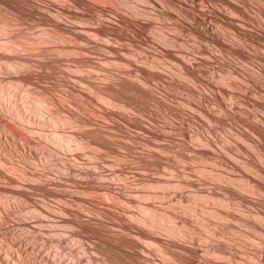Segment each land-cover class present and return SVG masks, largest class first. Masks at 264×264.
I'll use <instances>...</instances> for the list:
<instances>
[{
    "label": "bare ground",
    "instance_id": "1",
    "mask_svg": "<svg viewBox=\"0 0 264 264\" xmlns=\"http://www.w3.org/2000/svg\"><path fill=\"white\" fill-rule=\"evenodd\" d=\"M131 1H135L134 3L135 5L134 4L132 5V9L130 12L123 13V11L122 12L117 11L111 7V0H0V161L2 162V166L0 165V195L3 196L5 194L10 193L11 195L19 196L27 199H30L33 194L35 195L38 193L40 194L42 193L43 195L53 196L57 199L58 198L63 199L69 197L72 201L75 202L77 201L82 203L80 205L84 207V209H86L87 211L93 214L92 215L90 213L92 215L90 216L88 214H85L83 211L78 210L77 209L78 207L75 209L74 207H71L66 204H62V205L59 204L60 206L56 210L53 209V207L46 205L47 203L37 204L35 206L36 209L34 208V210H36L39 214L37 216V220L36 221L34 220V223L37 224L35 226V224L34 225L32 224V221L30 222L27 221L25 218H24L25 220H23L22 218L15 217L14 215L15 214L14 207L16 206L15 204H14L15 206L10 204L11 202L6 200L5 198L0 200V264H92L91 262H88L81 256H79L76 262L73 261L72 263H69V261L67 262L66 259L61 257L63 254L61 255L51 247V243L52 244L59 243V245L61 244L64 247H70L72 240V239L70 240V236L73 237L75 235L80 236V233L77 231V233L71 232L69 234V232L62 230L61 227L67 225H73V224L79 226L82 229V231L88 232L90 233V235L92 234L94 237L98 239L97 242H95L94 244L92 243L93 245H91L90 249H92V251H95L97 254L98 253L100 254L101 258L94 257V259L100 260V262L102 261L103 264H164L163 262L164 260L162 259L160 260L159 256H157L160 255V253L156 255L158 249L155 252V250L152 249L150 245L152 246L154 245V247H158L159 250H161V252L165 254V256H167L172 260H175L176 262H178V264H199L200 257H202L203 255V254L201 255V253L204 252V249L201 248L202 243L200 244L199 241L200 240L202 241L204 237L202 236L201 233H200L201 236L200 235L198 236L195 232L189 230V228H191L190 226H192L195 222L198 221H200V224L202 223L203 226L202 228L205 231L203 232V234L205 233L204 236L207 233L210 237L212 236L215 239L218 238L217 242L215 243L212 240L214 244L211 242L212 244L210 243L211 245H209V247L206 248L205 252L207 251V253L213 255L216 258H223V257L224 258L227 257L228 259H230V257L231 259L236 258V254H235L236 251L233 252L234 248L232 249L231 246L232 244L229 243L231 244L229 245L227 242L219 240L221 237L224 238L230 234L228 232L227 235L225 230L228 229V231H230L229 228L231 226H226L225 230H223L225 231L226 233L225 234L223 233L221 228L219 229V227H221L219 226L220 224L219 225L217 224L218 227H216L215 224H213L215 221L213 222V219L212 221H210L211 220L210 218L214 217L216 219L218 218L217 220H222V221L223 220L226 221V219L229 220L228 218L231 217L232 214L234 213V212L231 213L232 211L231 212L229 211L230 208L232 209L231 206L233 205L231 204L232 203L231 200L240 199L243 202L244 201L249 202L250 200L248 199L249 193L248 195H246L247 192H252V193L259 191L264 192V181H263L264 164L260 165L259 163L258 165L257 161H254L255 163L252 160L250 161L251 164L252 162L254 164L253 166H251L252 168L251 170L255 172L260 178L262 177L261 180L255 178V176L249 177L246 181L244 180L237 181V179H233V178L232 179L229 178L228 180H225L226 178L225 179L220 178V180H217L219 181L218 183H214L215 184L214 187H219L221 190H223L224 192L223 194H221L222 191L221 193H217L215 188L213 189L214 191L212 190V192L210 191V193L207 194L210 196H203L200 193V195L198 194L199 196L197 195L196 197H193V199H191L193 203L196 201L207 202L209 200V202L211 201L214 202L216 206H214L215 205L214 203L213 206L212 203L211 205L209 203H206L209 204L210 207L208 209L205 208V210L198 209L196 208V206H195L196 210L193 209V207L190 208L184 206L186 207L185 209L183 207L184 212H186V214L187 213L189 214V216H184L180 213L178 214L174 211H171L172 209L171 210L169 209L171 212H166V211L164 212V210H162L161 207L159 210V208L155 204L148 203V204L140 205L139 207L140 208L139 211H141L140 213L131 209V204L128 203L118 204V202H116L113 198L114 196L124 197L123 196L124 194H122V192H125L127 188H122V187L117 188L116 187L117 184L115 185L114 183L115 180L113 181V183L112 181H110V179H112L110 178L111 175L115 174L116 172L114 173L113 169L111 168L109 169L108 165L110 164L111 166V162L113 160L110 162L107 156L109 153L118 154L121 152H119L118 144L113 136V134L115 133L112 134L108 130L109 127L111 126L109 123L112 120L113 121L116 119L123 120L130 127L136 129V132L133 131L135 132V134L129 133L130 131L128 132L127 135L125 133V136L127 137L126 139L129 138L132 140V142L135 143V144L133 143L134 145L132 144L129 147L127 146V148L133 151V153L137 154L134 155H136L135 158H137L138 160L141 159L140 161L143 160L145 161V163L147 162L153 165H159L162 154L159 153H154L153 155L150 154L152 157H154V159L149 161L148 159L150 158L147 159V157L145 156V152L143 153L136 149L141 147V145L143 146L146 145L147 143L148 144L154 143V141L152 142V138L150 139L143 138L144 134H148V136L153 138L164 139L165 137L164 133L161 132L162 130L160 131L155 130L149 125H146L145 121H143V119L138 118V116L128 117L127 113L125 114L124 112L125 110H131L132 111L131 113L133 112L136 113V114L133 113L134 115L137 114L140 115L143 113L145 114L149 106L151 107L155 106L158 107V109L163 108L162 110H164V106H170L168 105L167 100L171 97L172 94L170 92L169 93L166 92L164 94V89H165L164 78H167L169 76H166L164 72H162V70L161 71L159 70L164 68L162 67L164 59L166 58V57L164 58V56L171 57L172 59L180 63L179 72H181V76L187 78H193L196 79L197 81L199 79L200 72L207 74L210 72L213 66L214 55L211 50L212 47L211 45L214 44L213 42H215L216 44L218 43V45L220 46L226 45L222 41L224 38L222 39L221 37L222 40L218 38L220 37V33L218 36L216 35L218 34L217 31L216 33H214L215 31L214 29H212L211 23H214L216 21V23L220 22L224 26L225 23L226 26L227 25L228 26L231 25L230 27L233 26L234 27L233 30L236 38H240V39L245 38V40L244 39L243 40L251 41V43L254 44V45L252 44L253 46H256L255 44L261 43V41H264V31L257 29L259 26L256 27L253 23L252 24L254 27H256V29L254 27H253L254 29H252L251 23L247 21L246 22L250 24H248L247 26L248 28L245 27L247 25V24L245 25L246 23L245 19L243 20L244 24L240 21L243 18V17L241 18V16L239 15L241 14L239 13L241 11H239L238 7L235 8V11L237 9L239 12L236 11L235 13V11H231L230 8L232 6L229 5L228 0H222V1H224L225 5L227 4L229 5V8H227L228 6L226 7L227 9L225 8V6H223L224 9H226L227 11L229 9L228 12L229 14H222L223 12L220 13V11H217L218 9L215 8L214 11L211 10L210 8L212 5L210 6V2L212 3L213 0H166L174 6V7L172 6L173 8H175L176 10L178 9L179 10L178 12H181V14H183V16H185V19L187 20V22H185L187 25H181L180 23H179L180 25L178 24L179 29L177 32H179L180 34L184 32H188L191 35H193L191 33L193 32L199 36V40L201 44L197 43L199 41L196 40V42H193L195 44L191 45L192 48V49L190 48L191 50L188 49L189 51L186 50L183 51L184 40L183 39H182L183 41L181 40V38L179 37L180 34L176 33L177 36L176 35L168 36L167 34H164L163 28L161 30L156 25V21H159V19L163 20L165 16L164 12L160 14H154L152 12L145 11L139 7L140 3L150 4L152 2H155V0H131ZM2 9H4L5 12L7 11L9 16L2 14ZM232 10H234L233 7ZM241 10H243V8ZM230 14L234 16L238 14L239 17L238 16L236 17L241 19H238L239 21L234 20L232 19V17H230L232 16ZM236 21L238 23L241 22L242 25L241 24L238 25ZM158 23H160V21ZM8 24H13V25L28 24L29 27L36 24L37 25L43 24L50 26L51 29H48L50 32L49 34H46V32L44 33L41 32L40 35L38 34L36 36V34L35 35L30 34V32L27 30L28 28L27 29L25 28V30L20 29L19 31L12 33L11 30L9 29L10 27L8 28ZM221 27L223 26H220V28L218 26L219 29H221ZM6 31L11 33L9 34V37H6V39H4L3 37L5 36L2 35L6 33ZM220 32L222 33L223 31L220 30ZM195 34L194 36H197ZM222 35L223 34H221V36ZM125 40L126 42L127 40L131 41L139 50L137 49L138 51L135 52L130 49L127 50L125 47L123 48L121 44L122 42L120 43V41L125 42ZM193 41L195 40L193 39ZM131 42L129 43L132 44ZM125 50L128 51L125 53L127 54L131 53L130 55H133V58L131 57L127 58L124 55L121 58L120 57L118 58L124 64L125 68H123V70L117 69L118 71H113L112 69H110L111 66L110 68L109 67L106 68L107 66L104 67V65H102V63L100 62L101 61L100 55H102L103 52L104 55L107 53L106 57H104L103 55L102 56L106 58L105 60L108 62V60L110 59L112 60V58L115 59V56L113 57L109 55L121 54L122 51ZM133 50L135 49L133 48ZM254 50L256 49L254 48ZM176 52H178V54L181 53L182 55L181 58L180 56L178 57L176 55L177 54ZM198 54L202 56L200 57ZM96 59L97 60L99 59L100 61L99 60L97 61ZM129 66L131 68L133 67L134 69L130 70V68H128L129 69L128 70L127 67ZM69 67H72L75 72L83 73L80 74L81 77L79 76V78L81 80L79 81L83 82L86 86L82 88L76 87V84L74 82L76 76L72 74V72L65 70V68H69ZM96 71H104V74L102 75L100 74V76H102L100 78L96 76L93 77L91 74L92 72H96ZM201 74H200V78H201ZM54 75H57L60 78L58 79L57 76L55 77ZM168 79L169 80L166 81L168 86L170 85L172 88L173 86L184 87L183 84L179 85V83L175 81L176 78L173 79V77H171ZM260 80L262 79L260 78ZM212 81L211 79H206L204 82L202 80L203 91H204L203 97L207 102L214 100L213 94L216 93V92L214 93L216 89H220V90L222 89V91H225L224 87H218ZM223 82L225 81L223 80ZM27 84L28 85L32 84L33 87L24 88V86ZM225 84L227 85L229 83H225ZM167 88L170 89V87ZM69 89L77 93L73 94V92H71V90ZM58 90L62 91L61 93H63L64 97H60L58 96V94L56 95V92ZM246 93L243 94L244 97H246ZM75 94H78V97L74 96ZM96 98L98 100H101L103 103H105L107 107H103L102 110H100L94 107V103L92 106V102L94 101L97 102ZM254 102L256 104V105L254 104L255 106L257 105L260 107L264 106L263 103L264 101L262 102L261 100L255 99ZM260 107L258 109H260ZM207 108L209 109V107ZM174 109L176 110L175 112H177L178 114L180 115L183 114L182 108L180 109L175 107ZM230 110H227L228 112L226 113L223 111L221 112H223L224 115H229ZM206 113H207L206 114L207 118L206 117L205 118L208 119L210 122L211 121L215 122V120L218 121L217 123H220L219 121H225L224 116L215 117L213 115L214 113L212 114L209 110ZM187 114L189 115V113ZM141 116L143 117V115ZM204 116L205 115L203 114V117ZM242 117L244 116L237 117L233 115L232 119H237L238 121L241 120L240 122L244 121V123L248 126L250 133H248L247 135L244 134V136L247 137L248 140L246 141L250 142L249 144H251V147H253V149L255 150L254 152L256 153L257 160H259L262 164L264 163V119L263 120L258 119L259 121L258 120L255 121L254 119L255 122H251L252 121L251 117H250L251 121L249 119H246L245 117L243 119ZM104 118L110 119L108 123L110 126L109 125L104 126V124H106L103 121ZM88 126L89 128L90 127L91 128L88 129ZM85 127H87V129L84 130ZM106 127L108 128V130ZM112 127L114 129L117 128L118 130L120 129L121 126L119 127L118 125L117 126L115 125L114 127L112 125ZM190 134L191 133H189V135ZM116 136L117 135L115 134V137ZM211 139L197 138L195 141L197 144L196 146H190L187 144L190 147H185V146L184 147L186 149L188 148L189 151L190 150L194 151V155L196 154V156L203 159L205 157H208L209 154L215 155V152L213 150L214 143ZM178 145L182 147V144L179 143ZM93 148L96 149L100 148L104 151L102 150L101 152L95 151ZM169 148H172V144L161 146V149L163 151L164 149L166 150ZM180 154H182V152H180ZM186 154L187 153L185 154L183 153V155H185L184 157H186ZM217 159L215 158V160ZM14 161L15 162L17 161L19 165L17 166L16 173L14 171L11 172L9 170L10 168L8 169L7 167H5L7 165L8 167L9 166L14 167ZM163 162H165V160ZM3 163L7 165L3 166ZM125 167L130 168V170L132 168L130 167V165H126L124 166V168ZM133 168L134 170L136 169L135 167ZM115 170L117 171L119 169H115ZM123 170L124 169L120 170L122 171L121 173H123ZM206 170L207 169H205V171ZM132 173H134L139 177L141 175L138 172V170H135ZM185 173L183 174L185 175ZM188 173L189 174H186L187 177L193 174V173L191 174V172L189 171ZM194 176L196 177V174ZM189 177L188 178L185 177L186 179H184V181L182 180L183 184L185 183V185H190V186L196 184L198 186V184L205 185V183L208 184L209 182L208 181L209 177L206 178V176L203 177V175L198 176L197 178L194 179H191V177L190 178ZM219 177L220 176H218V178ZM161 180L151 178L149 180L146 179L145 181L148 182V185L149 183L150 184L153 183L154 185L156 183H160ZM222 182H224L225 184H223ZM163 186L164 188L170 187V185L168 186V184ZM66 187L67 188L76 187L81 191V193H83V195L74 194V192L72 193L71 190L70 191H68L67 189L64 190L63 188ZM103 190L109 195V200L106 199V201L105 200L103 201L96 198V196H94L95 192L97 191L102 192ZM219 194H221L223 198L220 199L214 198L215 196L217 197V195ZM145 197H149V196H145ZM189 197L186 199H189ZM129 199H127L128 202L130 201ZM118 201L120 202V200ZM256 204H258V202ZM217 205L220 206V208L217 207ZM189 206H191V204ZM233 210L235 209L233 208ZM258 218L262 220L261 216H258ZM209 222L210 224H208ZM46 224L51 227V229L49 228L50 230L46 229V231L48 230L52 234L51 236L49 235V238H46L44 242V246H42L43 248L40 249L41 252H39L36 251L37 250L36 248H38V246L35 248L34 245L36 246L39 239L42 237H39V235L35 233L36 232L40 233L41 231L45 230L44 227L42 226ZM193 226L192 228L194 229ZM112 227L115 228L114 231L117 230L120 231H118V233L113 232V230L111 229ZM195 229H197V227ZM260 229H261L260 231L264 233V228L260 227ZM199 230L201 231V229ZM193 234L196 235L197 237L196 236L194 237ZM257 234L259 235V233ZM247 237L246 239H248ZM79 240L81 241V239ZM41 241L43 242L44 240ZM84 241H82V243ZM240 242L242 243V240ZM92 258L93 256L90 259ZM87 259L89 260V258ZM259 260L263 261L264 256L262 257L260 256ZM94 262L97 261L94 260ZM201 263L219 264L218 262L214 261L213 258L209 259L207 257L204 258V261Z\"/></svg>",
    "mask_w": 264,
    "mask_h": 264
},
{
    "label": "rangeland",
    "instance_id": "2",
    "mask_svg": "<svg viewBox=\"0 0 264 264\" xmlns=\"http://www.w3.org/2000/svg\"><path fill=\"white\" fill-rule=\"evenodd\" d=\"M117 1V2H116ZM214 1V2H213ZM212 3L210 2V6H211V10H215V9H218L217 11H220L223 12L222 14H229V9L228 11L226 10L227 8H229V5H231L233 7L234 10H232V7L230 8L231 11H235V8L238 7L239 12L237 9L236 11H238L241 18H238V14L237 15H232L230 17H232V19L234 20H238V19H241L240 21L243 23L244 19H245V22H250L251 25H252V29H256L257 26H259L257 29L261 30V31H264V0H228L226 2L229 3V5H225L224 1H220V0H213ZM125 2V4H124ZM127 2V4H126ZM133 2V3H132ZM162 2V3H161ZM221 2V3H220ZM223 2V4H222ZM114 3V4H113ZM120 3V5H119ZM135 3V1H122V0H111V7L117 11H123V13L125 12H130L131 9H132V5ZM231 3V4H230ZM116 5V7H115ZM122 5V6H121ZM135 5V4H134ZM209 5V4H208ZM118 6V7H117ZM127 6V7H126ZM173 5L171 3H169L168 1L166 0H155V2H152L150 4L148 3H140V8L145 10V11H149V12H152L154 14H160V13H163L164 12V18L163 20L159 19L160 23H158L159 21H156V25L158 26V28H160L162 30L163 28V31H164V34H167L168 36H177V34H180L178 31L179 29V25H187L185 22H187V20L185 19V16H183V14H181V12H178L179 10L175 9L172 7ZM209 6V7H210ZM226 9H224V7ZM125 7V8H123ZM121 8V9H120ZM129 8V9H128ZM215 8V9H214ZM243 8V10L241 9ZM126 9V10H125ZM245 9V10H244ZM227 11V12H226ZM235 11V13H236ZM244 11V13H243ZM4 12V13H3ZM237 12V13H238ZM7 13V11L5 12L4 9H2V14L4 15H7L9 16V14H5ZM243 13V14H242ZM183 18H182V17ZM228 16V15H227ZM238 16V17H236ZM183 20V21H182ZM239 21V20H238ZM164 22V23H163ZM214 22V21H213ZM241 22H237L236 23L239 25L242 23ZM245 23V27L248 26V24L250 23ZM180 23V24H179ZM224 23V22H223ZM256 26L254 27L253 24ZM163 24V25H162ZM179 24V25H178ZM219 22L216 23V21L214 23H211V27L212 29H214V33H216V31L218 32V34H216L217 36L219 35L220 33V37H218L220 40H222L223 38V42L224 46H220L218 45V43L216 44L215 42H213L214 44H212L211 46V50H212V53L214 55V60H213V66L210 70L209 73H203V72H200L199 73V79L196 81V79H193V78H187V77H184V76H181V72L180 71V63L174 59H172L171 57H167V56H164V62L162 64V69H159L160 71L162 70V72H164V74L166 76H169L167 78H164L165 82H164V94L166 92H170L172 95H171V99L169 98L167 100V103L168 105L170 106H164V110H162L163 108H159L158 107H155V106H149L151 108H147L145 114H137V115H134L136 113H131L132 111L131 110H125V114L127 113V116L128 117H136L138 116V118L140 119H143V121H145L146 125H149L150 127H152L153 129L155 130H162L161 132L164 133V139H157V138H153V137H150L148 136V134H144L143 135V138H146V139H150L152 138V142L154 141V143L152 144H146V145H141V147L137 148L136 150L138 151H141V152H145V156L150 159H148L149 161L150 160H153L154 157H152L151 155H153L154 153H159V154H162L161 156V160H160V164L159 165H153V164H150V163H145V161H140L138 160L137 158H135V156L137 155L136 153H133V151H131L130 149L127 148V146H131L134 142H132L131 139H126L127 137L125 136V133L126 135L129 133H133L135 134L136 132V129L130 127L128 124H126L123 120L121 119H116V120H112L110 123V119H106L104 118L103 121L104 123V126L106 125H109V130H108V126L106 127L107 130L110 132V133H115L117 136L115 137V134H113L114 138L116 139V142L118 144V150L119 152L121 153H109L107 158H109L110 162H111V166L110 164L108 165L109 169H113L114 173L113 175H111L110 178V181H114L115 185L117 188H127L125 192H122V194H124L123 196L124 197H119V196H114V200L116 202H118V204H131V209H133L134 211L136 212H140V205L141 204H148V203H152V204H155L159 210H160V207L162 210H164V212H171V211H174L176 213H180L184 216H189V214L187 215L186 212H184V209L186 207H193V209H195V206L196 208L198 209H204L205 208H209L211 203H212V206L215 204L214 202H209V200L207 202H203V201H196L193 203V201L191 199H193V197H196L198 194L200 195H203V196H210V195H207L210 193V191L212 192L213 189H215L217 191V193H222L223 194V190H221L219 187H214L215 184L214 183H218L219 181L217 180H220L221 179H225V180H228L229 178H233V179H237L238 180H244L246 181L249 177H254L261 180L262 177L260 178L255 172H253L251 169V166H253V162L254 161H257L258 165L260 163V165H263L264 163L261 164V162L259 160H257L256 158V153L254 152L255 150L253 149V147H251V144H249L250 142H247L246 140L247 137L244 136L247 135L249 132V128L248 126L244 123V121L240 122L238 121L237 119H232V116H244L246 119H249L251 121V118H252V121L251 122H255L257 121L258 119H264V106H255V102L254 100L255 99H258V100H261L262 102L264 101V41H261V43H258V44H255L256 46H253L254 44L251 43V41H244L245 38H236L235 36V33H234V30H233V26L230 27L231 25H227L226 26V23H225V26L223 24H221ZM244 24V23H243ZM11 25H12V28H11ZM28 24H23V25H13V24H8V28L11 30V32H16V31H19L20 29H24L25 28L30 32V34H36V36L42 32H46V34H49V30L48 29H51L50 26H47V25H43V24H36V25H33V26H30L29 25L27 26ZM14 26V27H13ZM21 26V28H20ZM26 26V27H25ZM178 26V27H176ZM220 26H223L221 27ZM227 27V28H226ZM251 27V26H250ZM249 27V28H250ZM254 27V28H253ZM34 28V29H31ZM177 28V29H176ZM248 28V27H247ZM37 29V30H36ZM216 29V30H215ZM251 29V28H250ZM26 30V31H27ZM43 30V31H42ZM221 31H225L224 33L220 32ZM9 31V30H8ZM51 31V30H50ZM228 31V32H227ZM10 32V33H11ZM36 32V33H35ZM236 32V31H235ZM9 32L6 31V33H4L2 36H5L3 37L4 39H6V37H9ZM177 33V34H176ZM193 35H191L190 33L188 32H184V33H181L180 34V38L181 40L184 42V50L183 51H189L191 50V45L195 44L193 42H196V40H198L199 44H201L200 40H199V36L193 32H191ZM52 34V32H51ZM171 34V35H170ZM189 34V35H188ZM197 35V36H194ZM221 34H223L221 36ZM237 34V33H236ZM184 35V36H183ZM238 35V34H237ZM191 36V37H190ZM194 36V37H193ZM222 37V39H221ZM195 41H193V39ZM197 38V39H196ZM238 39V40H237ZM244 39V40H243ZM189 40V41H188ZM122 42V43H121ZM129 42L131 41H128L125 42L124 41H120V43L122 44V47L126 48L127 50L130 49L132 51H135L137 52L139 49L132 43L130 44ZM186 42V43H185ZM190 42V43H189ZM236 44H234V43ZM125 43V44H124ZM128 43V44H127ZM242 43V44H241ZM186 44V45H185ZM228 44V45H227ZM238 44V45H237ZM247 44V45H246ZM253 44V45H252ZM261 44V45H260ZM263 44V45H262ZM228 46V47H227ZM246 46V47H245ZM131 47V48H130ZM136 47V48H135ZM245 47V48H244ZM253 47V48H252ZM133 48L135 50H133ZM186 48V49H185ZM191 48V49H190ZM254 48L256 50H254ZM138 49V50H137ZM189 49V50H188ZM254 52H253V51ZM258 50V51H257ZM124 52V53H123ZM125 52H128V51H122V55L121 54H114V55H109V56H115V59L112 58V60H108V62L105 60L106 58V55L107 53L104 55V52H103V56L100 55V58H101V63L102 65H104V67L106 68H111L113 71H118V70H123L124 67V64L123 62H121L120 59H118L119 57L121 58L123 55L127 58H133V55H130L129 53V56L127 53ZM234 52V53H233ZM177 53V54H176ZM175 54L180 58H181V53L178 54V52H176ZM240 53V54H239ZM254 53V54H253ZM120 55V56H119ZM127 55V56H126ZM200 57L202 55L198 54ZM255 55V56H254ZM117 58V59H116ZM97 60V59H96ZM97 60V61H98ZM104 60V61H103ZM114 60V61H113ZM116 60V61H115ZM119 60V61H118ZM173 60V61H172ZM103 61V62H102ZM105 62V63H104ZM116 62V63H115ZM217 62V63H216ZM108 63V64H107ZM107 64V65H106ZM216 64V66H215ZM121 65V66H120ZM123 65V66H122ZM177 66V67H175ZM115 67V68H114ZM71 68V69H69ZM69 68H65L66 71H70L72 72V74H74L76 76V78L78 79H74V82L76 84V87L78 88H82L84 86H86L83 82L79 81L81 80L79 78V76L81 77L80 74H83V73H79V72H75L74 69L72 67H69ZM120 68V69H119ZM130 68V70L134 69L133 67L131 68L130 66L127 67V69ZM116 69V70H115ZM118 69V70H117ZM129 70V69H128ZM214 71V73H213ZM100 72H103V73H100ZM212 72V73H211ZM91 73V72H90ZM169 73V74H168ZM203 73V74H201ZM254 73V74H253ZM94 74V75H93ZM99 74V75H98ZM100 74H104V71H96V72H92V76L93 77H102L100 76ZM176 74V75H175ZM200 74H201V78H200ZM216 74V75H215ZM253 74V75H251ZM171 75V76H170ZM210 75V76H209ZM215 75V76H214ZM251 75V76H250ZM55 77L57 75H54ZM224 76V77H223ZM173 77L176 78L175 81H177L179 83V85H182V86H173V88L168 84L166 83L167 80H169L168 78H171ZM179 79H178V78ZM181 77V78H180ZM251 77V78H250ZM258 77V78H257ZM57 78L59 79L60 77L57 76ZM253 78H256V79H253ZM260 78L263 80H260ZM186 79V80H185ZM191 79V80H189ZM206 79H211V81L213 83L216 84V86L218 87H224V90L225 91H222V89H216L214 91L215 94H213V98L214 100L210 101V102H207L204 97H203V82L206 80ZM218 79V80H217ZM193 80V81H192ZM203 80V82H202ZM216 80V81H215ZM223 80L225 82H223ZM256 80V81H255ZM180 81V82H179ZM188 81V82H187ZM200 81V82H198ZM218 81V82H217ZM222 81V82H221ZM228 81V82H227ZM181 83V84H180ZM225 83H229L227 86ZM218 84V85H217ZM82 85V86H81ZM197 85V86H196ZM226 85V86H224ZM241 86V87H240ZM33 87L32 84H27L24 86V88H31ZM167 87H170L167 88ZM248 87V88H247ZM67 89V88H66ZM168 91H167V90ZM177 89V90H176ZM71 90V89H69ZM189 90V91H188ZM251 90V91H250ZM247 93H246V92ZM62 91H57L56 92V95L58 94V96L60 97H64L63 93H61ZM71 92L74 93H77L73 90H71ZM197 93V94H196ZM240 93V94H239ZM246 93V97L243 96V94ZM176 95V96H175ZM199 95V96H198ZM216 95V96H215ZM74 96L78 97V94H75ZM191 96V97H190ZM197 96V97H196ZM220 96V97H219ZM237 96V97H236ZM176 97V98H175ZM197 98V99H196ZM255 98V99H254ZM97 99V98H96ZM199 99V100H198ZM204 99V100H203ZM240 100V101H239ZM242 100V101H241ZM251 100V101H250ZM97 102H92V106H93V103H94V107L102 110L103 107H107V105L105 103H103L101 100H96ZM200 101V102H199ZM206 101V102H205ZM222 101V102H221ZM102 102V103H101ZM219 102V103H218ZM171 103V104H170ZM175 103V104H174ZM188 103V104H187ZM216 103V104H215ZM264 103V102H263ZM202 104V105H201ZM206 104V105H205ZM255 104V105H254ZM104 105V106H102ZM165 105V104H164ZM195 105V106H194ZM201 105V106H200ZM172 106V107H171ZM187 108H186V107ZM100 107V108H99ZM167 107V108H165ZM170 107V108H168ZM182 108L183 110V114L180 115L178 114L177 112H175L176 110L174 108ZM209 107V109L207 108ZM217 107V108H216ZM222 107V108H221ZM225 107V108H224ZM260 107V109H258ZM263 107V108H262ZM155 108V109H154ZM172 108V109H171ZM212 108V109H211ZM215 108V109H214ZM241 108V109H240ZM243 108V109H242ZM153 109V110H152ZM157 109V110H156ZM171 109V110H170ZM223 109V110H222ZM232 112H231V110ZM246 109V110H245ZM152 110V111H151ZM156 110V111H155ZM160 112H159V111ZM173 110V111H172ZM199 110V111H198ZM204 110H207V111H204ZM208 110L215 116V117H223L224 116V119L225 121H219L220 123H217L218 121L215 120L214 121H209L208 119H206L207 117V113ZM227 110H230V114L229 115H224L223 112H228ZM235 110V111H234ZM164 111V112H163ZM189 111V112H188ZM223 111V112H221ZM258 111V112H257ZM129 112V113H128ZM151 112V113H150ZM157 112V113H156ZM204 112V113H203ZM243 112V113H242ZM254 112V113H253ZM149 115H148V114ZM185 113H186V116H185ZM189 113V115L187 114ZM236 113V114H235ZM99 114V113H98ZM153 114V115H152ZM156 114V115H155ZM160 114V115H159ZM162 114V115H161ZM202 114V115H201ZM203 114L205 115L203 117ZM220 114V115H219ZM238 114V115H237ZM246 114V115H245ZM256 114V115H255ZM143 115V117L141 116ZM159 115V116H158ZM180 115V116H179ZM217 115V116H216ZM222 115V116H221ZM253 115V116H252ZM141 116V117H140ZM151 116V117H150ZM163 116V117H162ZM177 116V117H176ZM249 116V117H248ZM187 117V118H186ZM192 117V118H191ZM198 117V118H197ZM206 117V118H205ZM226 117V118H225ZM244 117H242L244 119ZM248 117V118H247ZM251 117V118H250ZM162 118V119H161ZM186 118V120H185ZM189 118V119H188ZM203 118V120H202ZM147 119V120H146ZM150 119V120H149ZM152 119V120H151ZM154 119V120H153ZM194 119V120H193ZM196 119V120H195ZM255 119V121H254ZM190 120V121H189ZM228 120V121H227ZM235 120V121H234ZM248 120V121H249ZM258 120V121H259ZM117 121V122H115ZM121 121V122H120ZM123 121V122H122ZM148 122V123H147ZM151 124H150V123ZM184 122V123H183ZM210 122V123H209ZM224 122V123H223ZM236 122V123H235ZM109 123V124H108ZM116 123V124H115ZM124 123V124H123ZM159 123V124H158ZM164 123V124H163ZM191 123V124H190ZM193 123V125H192ZM204 123V124H203ZM244 123V124H243ZM120 124V125H119ZM156 124V125H155ZM163 124V125H162ZM181 124V125H180ZM225 124V125H224ZM228 124V126H227ZM112 125L115 127V125L117 126H121L120 129L117 130V128H113ZM124 125V126H123ZM126 125V126H125ZM183 125V126H182ZM159 126V128H158ZM222 126V127H221ZM123 127V128H122ZM182 127V128H181ZM212 127V128H211ZM91 128V127H90ZM89 126H88V129H90ZM122 128V129H121ZM125 128V129H124ZM161 128V129H160ZM81 129V128H79ZM78 129V130H79ZM87 129V127L84 128V130ZM111 129V130H110ZM124 129V130H123ZM128 129V130H127ZM204 129V130H203ZM83 130V129H82ZM80 130V131H82ZM113 130V131H112ZM120 130V131H119ZM183 132H182V131ZM216 130V131H215ZM247 130V131H245ZM116 131V132H115ZM135 131V132H133ZM180 131V132H179ZM202 131V132H201ZM241 131V133H240ZM172 132V133H171ZM186 132V133H185ZM188 132V133H187ZM244 132V133H242ZM49 133H52V132H49ZM189 133H191L189 135ZM197 133V134H195ZM237 133V134H236ZM184 134V135H183ZM168 135V136H167ZM196 135V136H195ZM202 135V136H201ZM209 135V136H208ZM236 135V136H235ZM121 136V137H120ZM190 136V137H189ZM192 136V137H191ZM206 136V137H205ZM244 136V137H242ZM119 137V138H118ZM168 137V138H167ZM185 137V138H184ZM235 137V138H234ZM237 137V138H236ZM197 138H212L211 140L213 141L214 143V147H213V150L215 152V155H212V154H209L208 157H205V158H199L198 156H196V154L194 155V151L192 150H188V148L186 149L185 147H190V146H196V139ZM243 138V139H242ZM184 139V140H183ZM215 139V140H214ZM219 139V140H218ZM238 139V140H237ZM179 140V141H178ZM223 140V141H222ZM243 140V141H241ZM64 141V140H63ZM128 141V142H127ZM119 142V143H118ZM124 142V143H123ZM161 142V143H160ZM184 142V143H183ZM222 142V143H221ZM182 144V147L178 144ZM216 143V144H215ZM236 143V144H235ZM127 144V145H126ZM135 144V143H134ZM133 144V145H134ZM155 144V145H154ZM170 145L172 144V148H169V149H164V151L161 149V146L163 145ZM190 146H188V145ZM120 145V147H119ZM122 145V146H121ZM157 145V146H156ZM176 145V146H175ZM225 145V146H224ZM227 145V146H226ZM236 145V146H235ZM174 146V147H173ZM178 146V147H177ZM185 146V147H184ZM241 146V147H240ZM124 147V148H123ZM148 147V148H147ZM181 147V149H180ZM184 147V148H183ZM217 147V148H216ZM122 148V150H121ZM153 148V149H152ZM219 148V149H218ZM235 148V149H234ZM253 150H252V149ZM95 151H100L102 149L98 148H93ZM128 149V150H127ZM183 149V151H182ZM224 149V150H223ZM121 150V151H120ZM124 150V151H123ZM169 150V151H168ZM188 150V151H187ZM242 150V151H241ZM247 152H246V151ZM250 150V151H249ZM104 151V150H102ZM130 151V153H129ZM163 151V153H162ZM166 151V152H165ZM171 151V152H170ZM187 151V152H186ZM192 151V152H191ZM245 151V152H244ZM128 152V153H127ZM132 152V153H131ZM180 152H182V154H180ZM189 152V153H188ZM225 152V153H224ZM228 152V153H227ZM243 152V153H242ZM249 152V153H248ZM166 153V154H165ZM183 153H187L186 154V157H184L185 155H183ZM222 153V154H221ZM232 153V154H231ZM238 153V154H237ZM246 153V154H245ZM121 154V155H120ZM126 154V155H125ZM133 154V155H132ZM136 154V155H134ZM151 154V155H150ZM179 155V156H178ZM192 155V156H190ZM246 155V156H244ZM248 155V156H247ZM116 156V157H115ZM118 156V157H117ZM120 156V157H119ZM127 156V157H126ZM150 156V157H149ZM175 156V157H173ZM190 156V157H188ZM196 156V157H195ZM220 158H219V157ZM251 156V157H250ZM113 157V158H112ZM184 159H183V158ZM194 157V158H193ZM218 157V159H217ZM129 158V159H128ZM133 160H132V159ZM186 158V159H185ZM189 158V159H187ZM191 158V159H190ZM197 158V159H196ZM209 158V159H208ZM211 158V159H210ZM215 158L217 160H215ZM222 158V159H221ZM239 158V159H238ZM244 158V159H243ZM246 158V159H245ZM254 158V159H253ZM118 159V160H117ZM124 159V160H122ZM146 159V160H147ZM167 159V160H166ZM170 159V160H169ZM175 159V160H174ZM200 159V160H199ZM202 159V160H201ZM227 159V160H226ZM243 161H242V160ZM138 160V161H137ZM165 160V162H163ZM189 160V161H187ZM213 160V161H212ZM253 161L252 164L250 161ZM204 161V162H203ZM216 161V162H215ZM235 161V162H233ZM259 161V162H258ZM124 162V163H123ZM129 162V163H127ZM142 162V163H141ZM232 162V163H230ZM238 162V163H237ZM244 162V163H243ZM117 163V164H116ZM139 163V164H138ZM180 163V164H179ZM191 163V164H190ZM193 163V164H192ZM228 163V164H227ZM255 163V162H254ZM16 164V165H15ZM34 164V163H33ZM32 164V165H33ZM145 164V165H144ZM148 164V165H147ZM207 164V165H206ZM249 164V165H248ZM0 165L2 166V162L0 161ZM7 164H4L3 163V166H5ZM126 165H130L131 170L130 168H124V166ZM164 165V166H163ZM243 165V166H242ZM246 165V166H245ZM17 166L18 163L17 161L15 162L14 161V167H15V170H14V167L12 166H5L7 167L11 172L14 171L16 173V169H17ZM35 166V165H34ZM115 166V167H114ZM139 168H138V167ZM205 166V167H204ZM230 166V167H229ZM264 166V165H263ZM133 167H137L135 170H138V172L142 175L137 176L135 175L134 172V168ZM146 167V168H145ZM150 169H149V168ZM154 167V168H152ZM161 167H162V170H161ZM169 167V168H168ZM250 169H249V168ZM28 168V167H27ZM142 168V169H141ZM145 168V169H144ZM164 168V170H163ZM174 168V169H173ZM187 168V169H186ZM199 168V169H198ZM201 168V169H200ZM255 168V167H254ZM115 169H119V170H115ZM123 170V173H121L122 171L120 170ZM153 169V170H152ZM179 169V170H177ZM205 169H207L205 171ZM134 170V171H133ZM145 170V171H144ZM152 170V171H150ZM166 170V171H165ZM185 170V171H184ZM187 170V172H186ZM198 170V171H197ZM238 170V171H237ZM243 170V171H242ZM245 170V171H244ZM249 170V172H248ZM126 171V172H125ZM143 171V172H142ZM170 171V172H169ZM191 172V179H194V178H197L198 176H202L206 178L209 177V182L208 184L205 183V185H200L198 184V186L195 184V185H185V183L183 184V181L184 179L188 178L186 174H189L188 173ZM194 171V172H193ZM216 171V172H215ZM13 172V173H14ZM162 172V173H161ZM164 172V173H163ZM177 172V174H176ZM186 172V173H185ZM211 172V173H210ZM246 172V173H245ZM121 173V174H119ZM182 173V174H181ZM185 173V175L183 174ZM215 173V174H214ZM225 173V174H224ZM118 174V176H117ZM131 174V175H130ZM149 174V175H148ZM196 174V177L194 176ZM201 174V175H200ZM206 174V175H205ZM209 174V175H208ZM219 174V175H218ZM251 174V175H250ZM151 175V176H150ZM164 175V176H163ZM172 175V176H171ZM198 175V176H197ZM213 175V177H212ZM247 175V176H246ZM117 178H116V177ZM123 176V177H121ZM146 176V177H145ZM150 176V177H149ZM162 176V177H161ZM186 178H185V177ZM218 176H220L218 178ZM238 176V177H237ZM126 177V178H125ZM135 177V178H134ZM138 177V178H136ZM156 177V178H155ZM169 177V179H168ZM189 177V178H190ZM237 177V178H236ZM130 178V179H128ZM146 178L147 180L149 179H158V180H161L160 183H156V184H159V185H156L153 183L148 185V182H146L144 179ZM212 178V179H211ZM217 178V179H216ZM119 179V180H117ZM141 179V180H140ZM264 179V177H263ZM121 180V181H120ZM169 180V181H168ZM181 180V181H180ZM183 180V181H182ZM131 181V182H130ZM138 181V182H137ZM179 181V182H178ZM211 181V182H210ZM213 181V183H212ZM264 181V180H263ZM146 182V183H145ZM131 183V184H130ZM137 183V184H136ZM223 184H225L224 182H222ZM168 186L170 185L169 188H164L163 185H167ZM213 184V186H212ZM120 185V186H119ZM134 187H133V186ZM151 185V186H150ZM161 185V186H160ZM177 185V186H176ZM149 186V187H148ZM175 186V187H174ZM197 186V187H196ZM205 186V187H204ZM210 186V187H209ZM132 187V189H131ZM138 187V188H137ZM155 187V188H154ZM186 187V188H185ZM237 187V186H236ZM141 188V189H140ZM152 188V189H151ZM158 188V189H157ZM181 188V189H180ZM188 188V189H187ZM210 188V189H209ZM64 190L67 189L68 191L71 190V192L74 194H78V195H83V193H81V191L78 189V188H74V187H66V188H63ZM134 189V190H133ZM155 189V190H154ZM161 189V190H160ZM74 190V191H73ZM78 190V191H77ZM132 190V191H130ZM142 190V191H141ZM159 190V192H158ZM174 190V191H172ZM176 190V191H175ZM120 191V190H119ZM128 191V192H127ZM131 193H130V192ZM137 191V192H136ZM194 191V193H193ZM204 191V192H203ZM214 191V190H213ZM244 191V190H243ZM78 192V193H77ZM98 192V193H97ZM94 193V196H96V198L100 199V200H109V195L103 190L102 192L101 191H97ZM127 192V193H126ZM152 192V193H151ZM192 192V193H191ZM247 192V191H246ZM136 193V194H135ZM177 193V194H176ZM245 193V192H244ZM249 193V195H248ZM42 194V193H41ZM40 193L38 194H33L31 196L30 199H27V198H23V197H19V196H14V195H11L10 193L9 194H5V195H0V200L2 199H6L8 200L9 202H11L10 204L14 205V209H15V217L16 218H22L23 220H27V221H32V224L34 225V220L36 221L37 220V216H38V212L36 210H34L35 206L37 204H43V203H47L46 205L50 206V207H53V209H58V207L62 204H66V205H69L71 207H74L75 209L77 208L78 210H81L83 211L85 214H88L90 216H92L93 214L89 211H87L86 209H84V207H82L80 204V202H75V201H72L69 197L68 198H55L53 196H49V195H41ZM130 194V195H129ZM134 196H133V195ZM141 194V195H139ZM161 194V195H160ZM164 194V195H163ZM174 194V196H173ZM187 194V195H186ZM205 194V195H204ZM219 194V195H221ZM260 194V195H258ZM137 195V196H136ZM155 195V196H154ZM182 195V197H181ZM184 195V196H183ZM198 195V196H199ZM217 195V197L215 196L214 198H223L222 195L219 196ZM246 195H248V199L249 202L247 201H242L240 199H237V200H231V204H233L231 207L232 209L230 208L229 211L232 214L231 217H229L226 221L225 220H217L216 218L214 217H211L210 221H212L213 219V224H215L216 227L221 226L219 227V229L221 228V230H225L226 226H231L229 229L230 231L225 230L227 235H228V232L230 233L228 236L224 237H221L219 240L220 241H224V242H227L229 245L232 246V249H233V252H235L236 254V258L235 259H228L227 257H223V258H216L214 257L213 255H210L209 253H207V251L205 252L206 248L209 247V245H211L213 242H217V239L213 238L212 236L210 237L207 233L206 235L204 236L203 232H205L203 230V226H202V223L200 224V221L198 222H195L192 226L194 227V229L192 228V226H190L192 228H189L190 231L192 232H195L198 236L202 234V236L204 237L202 239V241L200 240L199 243L201 244V248L204 249V252L201 253L202 257H200V263L199 264H203L201 262L204 261V258H209V259H212L216 262H218L219 264H264V260L263 261H260L259 258L260 256H264V233L261 232L260 230V227H263L264 228V192L262 191H259V192H247ZM255 197H254V196ZM46 196V197H45ZM98 196V197H97ZM145 196H149V197H145ZM179 196V197H178ZM190 196V197H189ZM11 197V198H9ZM127 197V198H126ZM141 197V198H139ZM160 197V198H159ZM178 197V198H176ZM189 199H186L188 198ZM261 197V198H260ZM45 198V199H44ZM49 198V199H48ZM54 200H53V199ZM126 198V199H125ZM130 198V199H129ZM132 198V199H131ZM136 198V199H135ZM258 198V199H257ZM40 199V200H39ZM42 199V200H41ZM127 199H129L130 201L128 202ZM147 199V200H146ZM177 199V200H176ZM47 200V201H45ZM71 200V201H70ZM120 200V202L118 201ZM141 200V201H140ZM181 200V201H180ZM254 200V201H253ZM257 200V201H256ZM22 201V202H21ZM24 201V202H23ZM44 201V202H43ZM59 201V202H58ZM125 201V202H124ZM136 201V202H134ZM183 201V202H182ZM20 202V203H19ZM28 202V203H27ZM34 202V204H33ZM37 202V203H36ZM39 202V203H38ZM58 202V203H57ZM62 202V203H61ZM67 202V203H66ZM143 202V203H142ZM163 202V203H162ZM191 202V203H190ZM235 202V203H234ZM237 202V203H236ZM243 202V203H242ZM251 202V203H250ZM258 202V204H256ZM51 203V204H50ZM137 203V204H136ZM157 203V204H156ZM201 203V204H199ZM205 203V204H204ZM206 203H209V204H206ZM214 203V204H213ZM255 203V204H254ZM260 203V204H259ZM53 204V205H52ZM56 204V205H55ZM60 204V205H59ZM179 204V205H178ZM186 204V205H185ZM191 204V206H189ZM193 204V205H192ZM196 204V205H194ZM204 204V205H203ZM236 204V205H235ZM241 204V205H240ZM138 205V206H137ZM165 205V207H164ZM178 205V206H177ZM209 205V206H208ZM235 205V206H234ZM252 205V206H251ZM23 206V207H22ZM180 206V207H179ZM186 206V207H184ZM206 206V207H204ZM208 206V207H207ZM216 206V204L214 205ZM238 206V207H237ZM245 206V207H244ZM258 206V207H257ZM261 206V207H260ZM133 207V208H132ZM184 207V209H183ZM217 207L220 208V206L217 205ZM30 208V209H29ZM136 208V209H135ZM166 208V209H165ZM182 208V209H180ZM233 208L235 210H233ZM240 208V209H238ZM263 208V209H262ZM25 211H23V210ZM36 209V208H35ZM171 211H170V210ZM197 209V210H198ZM33 210V211H32ZM178 210V212H177ZM196 210V209H195ZM256 213H255V211ZM263 210V211H262ZM18 211V212H16ZM20 211V212H19ZM27 211V212H26ZM239 211V212H238ZM242 211V212H241ZM30 212V213H29ZM236 212V213H235ZM247 212V213H246ZM92 215H91V214ZM250 215H249V214ZM23 214V215H22ZM235 214V215H234ZM246 214V215H245ZM17 215V216H16ZM29 215V216H28ZM239 215V216H238ZM252 215V216H251ZM263 215V216H262ZM234 216V217H233ZM246 216V217H245ZM257 216V217H256ZM258 216H261L262 217V220H260V218H258ZM250 217V218H249ZM25 218V219H24ZM248 218V219H247ZM21 219V220H22ZM231 219V220H230ZM256 219V220H255ZM234 220V221H233ZM246 220V221H244ZM250 220V221H249ZM209 221V220H208ZM207 221V222H208ZM220 221V223H219ZM234 223H232V222ZM237 221V222H236ZM225 222V224H224ZM228 222V223H227ZM243 222V223H242ZM245 223V224H244ZM248 223V224H247ZM199 224V225H198ZM210 224V222L208 223ZM211 224V225H213ZM218 224V225H217ZM223 224V225H222ZM237 226H236V225ZM253 224V225H252ZM37 224H35L36 226ZM241 225V227H240ZM255 225V226H254ZM261 225V226H260ZM68 226V227H67ZM67 226H63L61 227L62 230H65L67 232H69V234L72 232V233H77V231L80 233V236L78 235H75L74 237L73 236H70V240H71V244H70V247H64L62 246L61 244L59 245V243H51V247L56 250L58 253H60L62 256V258L66 259V261L69 263H72L73 261L76 262V260H78L79 256L83 257L85 260H87L88 262H91L92 264H96V263H102V261L100 262V260H97V259H94V257H100V254L96 253L95 251H92V249H90L91 245H93L95 242L98 241V239L96 237H94L92 234L90 235V233L88 232H85V231H82V229L77 226V225H67ZM197 229H195L196 227ZM224 226V227H223ZM244 226V227H243ZM260 226V227H259ZM42 227H44L45 230L41 231L40 233L36 232L35 234L39 235V237H42L39 239L38 244L34 247L36 248L38 246V248L34 249L36 251H39L41 252L40 249H42L44 246V242L46 240V238H49V235L51 236V232L48 231L51 229L50 226H48L47 224L46 225H43ZM71 227V228H70ZM242 227H243V230H242ZM259 227V228H258ZM50 228V229H49ZM64 228V229H63ZM75 228V229H74ZM80 228V229H79ZM224 228V229H223ZM252 228V230H251ZM254 228V230H253ZM46 229H48L46 231ZM113 230V232H117L120 231V230H117V231H114L115 228L112 227L111 228ZM117 229V228H116ZM201 229V231L199 230ZM250 229V230H249ZM197 230V231H195ZM203 230V231H202ZM235 230V231H233ZM249 232H248V231ZM256 230V231H255ZM81 231V232H80ZM225 231H223V233H225ZM60 232V231H59ZM83 232V233H82ZM236 232V233H235ZM245 232V233H244ZM247 232V233H246ZM58 233V232H57ZM61 233V232H60ZM64 233V232H62ZM194 233V234H195ZM201 233V234H200ZM225 233V234H226ZM249 233V234H248ZM252 233V234H251ZM259 233V235L257 234ZM261 233V234H260ZM82 234V235H81ZM193 236L195 237L196 235ZM240 234V235H239ZM246 234V235H245ZM84 235V236H83ZM46 236V237H44ZM209 236V237H208ZM234 236V237H233ZM242 236V237H241ZM249 236V237H247ZM258 238H257V237ZM263 236V237H261ZM73 237V238H72ZM197 237V236H196ZM233 237V238H232ZM238 237V238H237ZM241 237V238H240ZM246 237L248 239H246ZM77 238V239H76ZM90 238V239H89ZM223 238V239H222ZM230 238V239H229ZM263 240L261 241L260 240ZM81 239V241L79 240ZM83 239V240H82ZM206 239V240H205ZM242 240V243L240 242ZM245 239V240H244ZM251 239V240H250ZM41 240H44L43 242ZM86 243H85V241ZM93 242H91V241ZM213 240V242H212ZM215 240V241H214ZM230 242H229V241ZM237 240V241H236ZM247 240V241H246ZM254 240V241H253ZM82 241H84L82 243ZM208 242V243H207ZM212 242V243H211ZM236 242V243H235ZM250 242V243H249ZM85 243V244H84ZM93 243V244H92ZM211 243V244H210ZM213 243V244H214ZM239 243V244H238ZM55 244V245H54ZM78 244V245H76ZM246 244V245H245ZM254 244V245H253ZM54 245V246H53ZM72 245V246H71ZM74 245V246H73ZM84 245V246H83ZM88 245V246H87ZM205 245V246H204ZM208 245V246H207ZM152 249L157 250V253H160V255H157L159 256L160 260H164V264L168 263V264H178V262H176L175 260H172L170 258H168L167 256H165V254H163L161 252V250H159L158 247H154V245H150ZM239 249H238V247ZM40 247V248H39ZM244 247V248H243ZM251 247V248H250ZM67 248V249H65ZM72 248V249H71ZM85 248V249H84ZM89 250H87V249ZM39 249V250H38ZM80 249V250H79ZM243 249V250H242ZM249 249V250H248ZM260 249V250H259ZM77 250V251H76ZM255 250V251H254ZM258 250V251H257ZM239 251V252H238ZM243 251V252H242ZM248 251V252H247ZM261 251V252H260ZM85 252V253H84ZM90 252V253H89ZM241 252V253H240ZM86 255H84V254ZM89 253V254H88ZM162 253V254H161ZM208 255H207V254ZM245 253V255H244ZM66 254V255H65ZM77 254V255H76ZM253 254V255H252ZM255 254V255H254ZM210 255V256H209ZM242 255V256H241ZM250 255V256H249ZM93 256L92 259H90L91 257ZM206 256V257H205ZM248 256V257H247ZM259 256V257H258ZM89 258V260L87 258ZM167 261H166V259ZM216 258V259H214ZM233 258V257H232ZM245 258V259H243ZM250 258V259H249ZM68 259V260H67ZM71 259V260H70ZM169 259V261H168ZM228 259V260H226ZM247 259V260H246ZM257 259V260H256ZM91 260V261H90ZM94 260H96L97 262H94ZM235 260H238V261H235ZM252 261V262H251ZM255 261V262H254ZM258 261V262H257ZM162 262V263H163ZM166 262V263H165ZM98 263V264H99ZM103 264V263H102Z\"/></svg>",
    "mask_w": 264,
    "mask_h": 264
}]
</instances>
